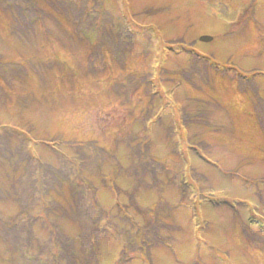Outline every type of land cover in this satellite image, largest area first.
<instances>
[{
  "label": "rangeland",
  "instance_id": "1",
  "mask_svg": "<svg viewBox=\"0 0 264 264\" xmlns=\"http://www.w3.org/2000/svg\"><path fill=\"white\" fill-rule=\"evenodd\" d=\"M105 8L134 45L86 78L91 41L46 20L58 39L20 42L0 14L7 60L78 74L0 99V264H264V0Z\"/></svg>",
  "mask_w": 264,
  "mask_h": 264
},
{
  "label": "trees",
  "instance_id": "2",
  "mask_svg": "<svg viewBox=\"0 0 264 264\" xmlns=\"http://www.w3.org/2000/svg\"><path fill=\"white\" fill-rule=\"evenodd\" d=\"M0 14L10 16V33L20 42H23V40L28 41L36 33L37 25L42 26V32L47 39L57 36L45 26L46 20L53 21L54 26L57 28H69L70 31H63L71 39L74 37L79 42L91 41L90 51L83 70L84 78L87 75L96 77L105 72L107 55L121 68H124L128 61L127 55L132 51L131 31L127 28H120L116 34L117 42L112 40L114 47L109 46L114 33L106 27L109 22L105 0H0ZM121 26L118 25V27ZM55 38L58 39V36ZM190 55L193 60L198 59L196 54L190 53ZM53 69L63 70L65 74L64 81L66 80L70 84L78 77L75 71L69 70V68H66V70L63 64L56 59L47 61L39 59L34 62L23 59L22 62H16L7 60L0 51V99L6 98L10 101L9 94L15 95L19 108L24 109L30 99V94H25L27 79L31 75H35L44 84L46 78L43 71ZM214 69L220 74L225 73L217 67H214ZM192 73H197L196 69ZM240 76V73H236L235 78L238 79ZM145 78L148 79V75L136 79L142 85V82L146 80ZM37 220L36 217L27 227L29 234H32ZM97 259L98 255L93 253V264H98ZM58 260H61V258Z\"/></svg>",
  "mask_w": 264,
  "mask_h": 264
},
{
  "label": "water",
  "instance_id": "3",
  "mask_svg": "<svg viewBox=\"0 0 264 264\" xmlns=\"http://www.w3.org/2000/svg\"><path fill=\"white\" fill-rule=\"evenodd\" d=\"M211 40H212L211 37H201V38H200V41H202V42H209V41H211Z\"/></svg>",
  "mask_w": 264,
  "mask_h": 264
}]
</instances>
